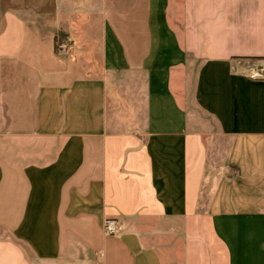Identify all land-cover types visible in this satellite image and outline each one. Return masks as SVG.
Listing matches in <instances>:
<instances>
[{
    "label": "crops",
    "instance_id": "obj_1",
    "mask_svg": "<svg viewBox=\"0 0 264 264\" xmlns=\"http://www.w3.org/2000/svg\"><path fill=\"white\" fill-rule=\"evenodd\" d=\"M0 264H264V0H0Z\"/></svg>",
    "mask_w": 264,
    "mask_h": 264
},
{
    "label": "built area",
    "instance_id": "obj_2",
    "mask_svg": "<svg viewBox=\"0 0 264 264\" xmlns=\"http://www.w3.org/2000/svg\"><path fill=\"white\" fill-rule=\"evenodd\" d=\"M69 48V44L65 39H57L55 40V50L57 53L66 52ZM252 78L260 77L261 72L259 70L254 71L250 74ZM103 231L107 234H115L118 232V223L114 218H107L102 223ZM100 255L102 254V250L98 252Z\"/></svg>",
    "mask_w": 264,
    "mask_h": 264
},
{
    "label": "trees",
    "instance_id": "obj_3",
    "mask_svg": "<svg viewBox=\"0 0 264 264\" xmlns=\"http://www.w3.org/2000/svg\"><path fill=\"white\" fill-rule=\"evenodd\" d=\"M57 37L59 38V39H65L66 38V34L62 31V30H59V32H58V34H57ZM57 37H56V39H57ZM55 39V40H56Z\"/></svg>",
    "mask_w": 264,
    "mask_h": 264
}]
</instances>
